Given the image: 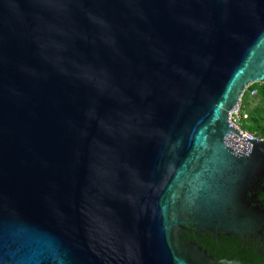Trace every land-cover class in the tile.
<instances>
[{
	"label": "water",
	"instance_id": "water-1",
	"mask_svg": "<svg viewBox=\"0 0 264 264\" xmlns=\"http://www.w3.org/2000/svg\"><path fill=\"white\" fill-rule=\"evenodd\" d=\"M264 0H0V264H244L264 231Z\"/></svg>",
	"mask_w": 264,
	"mask_h": 264
},
{
	"label": "flooded vegetation",
	"instance_id": "flooded-vegetation-1",
	"mask_svg": "<svg viewBox=\"0 0 264 264\" xmlns=\"http://www.w3.org/2000/svg\"><path fill=\"white\" fill-rule=\"evenodd\" d=\"M263 183L264 181L261 183V185L256 191L255 201L257 205L262 206L264 208V203L261 199H259V191H264V188L262 187ZM184 232H186L188 236H191L188 240L197 243L203 250L207 251V253L211 256H213L214 253L218 251L225 252V250L230 248V243L234 242L236 256L231 258V260H239L242 262L241 258L246 257L253 261L249 264H264V231L254 237L245 236L243 238H239L231 235H224L218 232L199 233L194 226L189 224Z\"/></svg>",
	"mask_w": 264,
	"mask_h": 264
},
{
	"label": "trees",
	"instance_id": "trees-1",
	"mask_svg": "<svg viewBox=\"0 0 264 264\" xmlns=\"http://www.w3.org/2000/svg\"><path fill=\"white\" fill-rule=\"evenodd\" d=\"M252 92L255 93L254 99L256 98L257 103L255 105L250 106V94ZM240 102L242 114L246 116L244 118L241 117L240 119V129L244 132L253 135L254 137L264 139V81L250 85L243 93ZM262 187L264 188V183ZM259 193V199H261L264 203V191H259ZM181 235L187 240L191 237L188 236L184 231H181ZM213 256L217 260H231V258L236 256L234 242L230 243V248L225 250V252L218 251L214 253ZM241 259L244 264H249L253 262L246 257Z\"/></svg>",
	"mask_w": 264,
	"mask_h": 264
},
{
	"label": "built area",
	"instance_id": "built-area-1",
	"mask_svg": "<svg viewBox=\"0 0 264 264\" xmlns=\"http://www.w3.org/2000/svg\"><path fill=\"white\" fill-rule=\"evenodd\" d=\"M252 93H254V92H252ZM241 117L244 118L246 116L242 114L241 106H240V104H238L237 108L235 110H232L230 112V114L228 115V122H229L230 127L237 130L238 133L246 139H250V140L261 139V138L254 137L253 135H251L247 132H244L240 129V123L239 122H240Z\"/></svg>",
	"mask_w": 264,
	"mask_h": 264
},
{
	"label": "rangeland",
	"instance_id": "rangeland-1",
	"mask_svg": "<svg viewBox=\"0 0 264 264\" xmlns=\"http://www.w3.org/2000/svg\"><path fill=\"white\" fill-rule=\"evenodd\" d=\"M254 96H255V93H251L250 94V101H251V104H250V106H252V105H255L256 103H257V100H256V98L254 99ZM240 104V106H241V102L239 103Z\"/></svg>",
	"mask_w": 264,
	"mask_h": 264
}]
</instances>
